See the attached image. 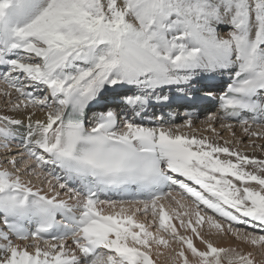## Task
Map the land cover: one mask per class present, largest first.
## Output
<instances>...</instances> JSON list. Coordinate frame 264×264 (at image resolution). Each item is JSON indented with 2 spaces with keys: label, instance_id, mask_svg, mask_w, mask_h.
Instances as JSON below:
<instances>
[{
  "label": "snow or ice",
  "instance_id": "obj_1",
  "mask_svg": "<svg viewBox=\"0 0 264 264\" xmlns=\"http://www.w3.org/2000/svg\"><path fill=\"white\" fill-rule=\"evenodd\" d=\"M0 69V264H156L162 247L172 264H257L203 227L264 248V161L182 132L194 111L143 121L175 88L264 125V0H0ZM225 75L219 96L193 85Z\"/></svg>",
  "mask_w": 264,
  "mask_h": 264
},
{
  "label": "bare ground",
  "instance_id": "obj_2",
  "mask_svg": "<svg viewBox=\"0 0 264 264\" xmlns=\"http://www.w3.org/2000/svg\"><path fill=\"white\" fill-rule=\"evenodd\" d=\"M228 31V29H225L223 31H221V34L224 35L226 34ZM207 81V80H205ZM201 81L197 82V81H193V84L196 83V84H201L200 83ZM208 82V81H207ZM230 82V81H227V83ZM4 85L2 83H0V88H3ZM213 93H215L213 90H211ZM0 96H2V99H3V94L0 93ZM99 109V108H98ZM101 110V109H100ZM6 113V109L3 110L2 108H0V114L2 113ZM212 115V114H211ZM209 116H206L204 119H200V122L198 123V125H195L194 123L197 121L196 119H192L193 123H192V127L191 128H182L181 131L184 132V133H187V134H190V135H196L197 137H208L211 141L215 142V143H219L221 145H224L226 141H224L222 138H219L217 140H213L210 136L209 133L204 135L203 132H208V131H211L209 129V124L212 125L213 128H215V132L213 133H218L217 130H222L221 128H224L226 130H229V133H232L234 132V130H237V132L235 133H238L237 135L238 136H248L250 134H252L253 132H256V133H260V134H264V125H260V126H257V125H253L251 124V128L249 130V132H245L243 130L244 126L242 125H236L237 123H234V122H226V121H223L222 119H220V117H218V119L216 121H211L208 119ZM37 118H43V113L39 112L37 110ZM186 119H181L179 121H177L176 123H174V125H182L184 124ZM201 120L204 121V123L202 124ZM227 124H231L232 127L231 129H229L228 127H225V125ZM204 130V131H203ZM259 134V135H260ZM234 136V135H233ZM213 137V136H212ZM262 137V136H261ZM251 138H252V135H251ZM257 138V137H256ZM238 139V138H237ZM259 139V138H258ZM252 140V139H251ZM261 140V139H260ZM255 141V140H254ZM261 142H259L260 144ZM232 144V143H231ZM227 146H229L230 148H232L233 150H238L239 152H241L242 154L244 155H247L249 157H254L256 159H259V160H262L264 161V153H257V151L254 149V150H250V149H244V150H241V149H235L233 147H231V145L227 142ZM252 149V148H251ZM4 150H0V152H3ZM224 158V157H222ZM249 170H254L251 166H249ZM250 184L252 186H255V183L254 182H250ZM38 186V185H37ZM166 207H169V202L166 200L164 201ZM170 207H176V205L174 204V202L171 203ZM109 211H111L110 209H108ZM150 215V214H149ZM137 218H140L141 220H147V218L145 216H142L140 214H137ZM140 220V221H141ZM175 223L177 221H174ZM177 226H178V223H177ZM207 227L208 229L206 230V236H209L210 240L213 239V237L217 236L218 233L216 231V229L214 228H211L208 224H207ZM247 227L248 229H245V230H249V231H253V228L251 225H248V226H245ZM235 229V228H234ZM207 238V237H206ZM215 240V239H214ZM212 241V240H211ZM17 243H21L20 241H16ZM213 243L217 246H220V247H236L237 249L241 250V251H244V252H247V247L248 245L247 244H244L243 242L241 241H237V240H234L233 239V236L232 237H229L224 241L223 240H216L215 242L213 241ZM196 244L198 247L200 248H203L201 247V244H198V242L196 241ZM31 250V249H30ZM253 251V250H252ZM255 252V251H254ZM162 255V254H161ZM160 255V256H161ZM153 258L156 259V264H161L162 262L161 261H158L159 259L161 260V258H157L155 254H153ZM158 259V260H157ZM171 258H167V261H169Z\"/></svg>",
  "mask_w": 264,
  "mask_h": 264
},
{
  "label": "rangeland",
  "instance_id": "obj_3",
  "mask_svg": "<svg viewBox=\"0 0 264 264\" xmlns=\"http://www.w3.org/2000/svg\"><path fill=\"white\" fill-rule=\"evenodd\" d=\"M225 29H227V28H221L220 31H223ZM0 108H2L3 110L6 109V107H5V99H4V97L2 99V96H0ZM2 114H6V113L3 112ZM202 117H204V115ZM199 121L200 120H197L194 124L198 125ZM202 124H203V121H202ZM221 129L222 130H217L218 133H213L212 131H208V132H203V134L206 135V134L209 133L210 135L213 136V137L210 136L213 140L214 139L217 140L219 138H222L224 141L228 142L231 145V147H233L235 149H241V150H244V149L254 150L255 149L257 151V153H259V152L261 154L264 153V134H260V135H252V134H250L248 136H242L241 137V136L237 135L238 133H235V132H237V130H234V132L231 135V133H229V130H226L224 128H221ZM251 135H252V138H251ZM259 142H261V143L259 144ZM26 179H27V177H26ZM34 183H36L38 186H40L38 181L34 180ZM178 198L181 199V195H179ZM179 201H180V203L186 204V205H191L192 204L191 199L188 198L187 196H185L182 200H179ZM181 211H182V209H181ZM202 214L213 215L212 212L209 211V210H203ZM138 219L141 220L140 218H138ZM217 219H220V218L217 217ZM141 222H146V223H149V224L151 223L150 219H148V218H147V220H141ZM220 222L224 225L225 229L228 227V222L227 221L221 219ZM176 223H178V221ZM232 227L236 228L237 225H233ZM240 227H242V230L244 232H250L249 231L250 229L249 230H245V229H248L247 227H245V226H240ZM207 229H208L207 223H205V225L203 227V234L205 235V238L207 237L206 239H210L209 236H206V230ZM228 236L232 237L229 234L220 233L217 236L213 237V239H211V240H212V242L213 241L215 242L216 240H223L224 241V239L226 240L228 238ZM233 239L237 240L234 237H233ZM237 241H239V240H237ZM197 242H198V244H201L199 242V240H197ZM244 244H246V243H244ZM201 247H203L202 244H201ZM237 250H239V249H237ZM249 251L252 252L253 256L257 259V264H261V261H264V248H261L259 246L253 247L251 245H248L247 252H249ZM153 254H155V253H153ZM161 254L162 255L159 256L161 258V260L157 259L158 261L162 262L161 264H172V260L171 259L169 261H167V258H170V256H171V250L170 249H166V248L162 247L161 248Z\"/></svg>",
  "mask_w": 264,
  "mask_h": 264
}]
</instances>
